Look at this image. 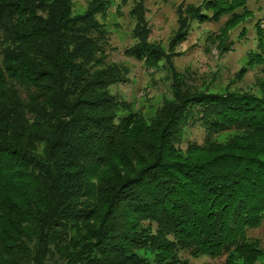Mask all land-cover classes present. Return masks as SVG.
<instances>
[{
    "label": "trees",
    "instance_id": "1",
    "mask_svg": "<svg viewBox=\"0 0 264 264\" xmlns=\"http://www.w3.org/2000/svg\"><path fill=\"white\" fill-rule=\"evenodd\" d=\"M246 0L176 7L167 43L150 40L145 0H0V264H258L248 231L264 222V30L254 22L250 89L198 84L175 48L192 23L220 52L249 13ZM128 59L169 73L171 97L148 119L112 87L120 19ZM245 32L242 28L241 33ZM263 73V74H262ZM192 74V75H191ZM201 142L185 147V127Z\"/></svg>",
    "mask_w": 264,
    "mask_h": 264
},
{
    "label": "rangeland",
    "instance_id": "2",
    "mask_svg": "<svg viewBox=\"0 0 264 264\" xmlns=\"http://www.w3.org/2000/svg\"><path fill=\"white\" fill-rule=\"evenodd\" d=\"M203 0H145L147 18L151 28L150 40L167 43L168 38L177 28L176 7L181 3H201ZM87 0H74L78 9L85 7ZM245 7L249 10L244 22L229 32V40L232 42L229 50L220 52L215 43H209L206 36L212 31L217 32L224 20L215 23L207 21L204 23L193 22L191 31L185 41L176 46V56L173 58L175 68L184 72L189 70L196 75V81L200 85L202 81H212L215 85L230 88L250 89L260 72L257 68L249 70L242 79L236 80L235 73L247 66L248 53L256 48V31L254 22L261 20V28L264 30V0H246ZM121 28L119 32L111 34L110 45L115 50L108 48V61L127 63L130 68V80L125 84H118L112 87L117 93L128 102L134 103V107L148 119L155 109L162 104L165 98L171 97L170 76L165 69L157 70L146 68L141 62L128 59L122 54V48L130 45L133 41L129 37L131 24L127 16L119 20ZM242 28L245 32L241 33ZM264 33V32H263ZM263 74V73H262ZM192 75V74H191ZM193 128L185 127L183 131L185 147L191 141L201 142L203 131L198 126ZM252 239H257L264 250V222L248 231ZM191 264H223V257L210 259L207 257L190 258ZM258 264H264V255Z\"/></svg>",
    "mask_w": 264,
    "mask_h": 264
}]
</instances>
